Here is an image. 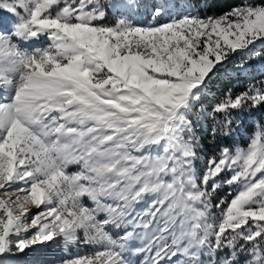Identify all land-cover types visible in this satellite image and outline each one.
<instances>
[{"label": "snow or ice", "instance_id": "1", "mask_svg": "<svg viewBox=\"0 0 264 264\" xmlns=\"http://www.w3.org/2000/svg\"><path fill=\"white\" fill-rule=\"evenodd\" d=\"M213 7L0 0V264H264V115L229 144L264 78L213 91L264 57V0Z\"/></svg>", "mask_w": 264, "mask_h": 264}, {"label": "trees", "instance_id": "2", "mask_svg": "<svg viewBox=\"0 0 264 264\" xmlns=\"http://www.w3.org/2000/svg\"><path fill=\"white\" fill-rule=\"evenodd\" d=\"M185 2V0H182ZM186 2L195 4L197 0H186ZM203 2V0H200ZM214 7L208 10V14L220 13L222 11L227 10L224 5H227L232 2V0H209ZM256 50L264 53V45L260 43L256 44ZM243 59L246 63V67L248 68L247 72H244L241 77L232 79L230 81L225 82L224 80L217 79L213 82V91L219 93L223 91L227 87H231L234 93H238L242 91L246 86L252 83H256L262 77L261 73L264 72V57H259L252 55L250 53L245 54L243 56L237 55L235 57V61L233 65L229 67H235V64L239 63ZM235 76V73H233ZM259 115H264V109L259 110L258 112H253V114L247 119V121L240 126V130L237 135H235L230 141L229 144L233 147H245L251 132L253 131V127L257 123V117ZM210 151V149H208ZM202 167V166H201ZM229 189L227 186L224 187L222 191H220L217 195L222 197H228Z\"/></svg>", "mask_w": 264, "mask_h": 264}, {"label": "rangeland", "instance_id": "3", "mask_svg": "<svg viewBox=\"0 0 264 264\" xmlns=\"http://www.w3.org/2000/svg\"><path fill=\"white\" fill-rule=\"evenodd\" d=\"M137 20H142L143 17L136 16ZM76 166H70L69 171L75 172L77 171ZM90 203V202H89ZM147 203V202H146ZM139 207V206H138ZM147 208V204H144V207L138 209L139 212H142ZM35 212V209H32ZM113 233L116 232L115 229H111ZM96 251L95 246L78 244L70 246L69 250H65L63 244L55 247H49L48 244L37 245L36 250L30 252L27 256L20 257V264H26V262H31V264H54V262L58 261L61 257L66 256H75V255H91ZM139 260L142 257H134Z\"/></svg>", "mask_w": 264, "mask_h": 264}]
</instances>
